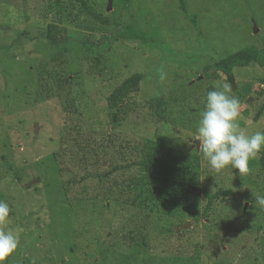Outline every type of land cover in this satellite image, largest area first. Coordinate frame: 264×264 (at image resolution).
Listing matches in <instances>:
<instances>
[{
	"label": "rangeland",
	"instance_id": "rangeland-1",
	"mask_svg": "<svg viewBox=\"0 0 264 264\" xmlns=\"http://www.w3.org/2000/svg\"><path fill=\"white\" fill-rule=\"evenodd\" d=\"M106 8L0 0L2 227L20 230L0 264H264L259 154L247 174L216 172L192 141L206 93L225 83L240 100V127L264 131V66L253 60L264 0H187V14L178 0ZM49 23L57 43L41 35ZM134 73L137 90L110 108ZM131 179L155 195L151 208L136 205ZM219 190L231 194L205 215ZM186 205L195 223L182 217Z\"/></svg>",
	"mask_w": 264,
	"mask_h": 264
},
{
	"label": "clouds",
	"instance_id": "clouds-1",
	"mask_svg": "<svg viewBox=\"0 0 264 264\" xmlns=\"http://www.w3.org/2000/svg\"><path fill=\"white\" fill-rule=\"evenodd\" d=\"M166 73L160 70V79ZM231 86L222 85V90L206 93L204 108L197 124L198 151L211 169L220 172L226 167L238 170L240 174L250 171L249 161L255 159L264 148V131L248 134L237 122L240 116V100L231 95ZM255 203L264 209V196L255 197ZM10 206L0 200V261L14 252L20 243V230L9 229Z\"/></svg>",
	"mask_w": 264,
	"mask_h": 264
},
{
	"label": "trees",
	"instance_id": "trees-1",
	"mask_svg": "<svg viewBox=\"0 0 264 264\" xmlns=\"http://www.w3.org/2000/svg\"><path fill=\"white\" fill-rule=\"evenodd\" d=\"M179 1V8L181 11L185 14H187V0H178ZM195 26L198 24L196 20V16H192L191 19H189ZM57 29L56 24H47L41 31V35H43L44 38L51 41L52 43H57L59 40L58 34L55 32ZM137 34V33H136ZM253 60L259 65L264 66V42L262 43V47L258 50V52L253 54ZM143 76L141 73H134L131 76L125 78L109 95V107L113 108L115 106H121L122 104H125L129 100V96L131 93L135 92L137 90V86L139 82L142 80ZM67 80H69L67 78ZM255 119V118H254ZM259 163L262 168V171L264 172V148L261 149L259 153ZM115 168H111L109 172H105L103 174H98L99 177H107L112 171H114ZM133 181V185L136 186V205L141 209L151 208L152 204L154 202L155 195L152 194L150 191L146 189L144 185L140 186L136 185V181L131 179ZM168 181L167 179L164 180ZM138 184V183H137ZM187 190H190L188 184L185 185ZM189 188V189H188ZM231 192L229 190H219L215 194H212L209 196L206 206H205V215L207 212L210 211V205L213 201V199L217 198L218 196H224L229 195ZM188 205V204H187ZM185 206V214L182 213V217H184L186 214H188L187 211H189L192 214V222L195 223L197 220V217H194L193 211L189 208V206ZM188 207V209H187ZM192 259H194V256H191L190 258L186 257H180L176 262L174 261V264H186L192 262Z\"/></svg>",
	"mask_w": 264,
	"mask_h": 264
},
{
	"label": "water",
	"instance_id": "water-1",
	"mask_svg": "<svg viewBox=\"0 0 264 264\" xmlns=\"http://www.w3.org/2000/svg\"><path fill=\"white\" fill-rule=\"evenodd\" d=\"M111 2H112V0H107V10H110V8H111ZM253 30H255V25H253ZM235 86H234V84H233V88H234ZM193 141V143H195L196 145H198V141H194V140H192ZM187 225H188V223H187ZM185 226V224H183L182 226H180V227H184Z\"/></svg>",
	"mask_w": 264,
	"mask_h": 264
}]
</instances>
